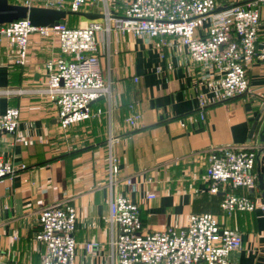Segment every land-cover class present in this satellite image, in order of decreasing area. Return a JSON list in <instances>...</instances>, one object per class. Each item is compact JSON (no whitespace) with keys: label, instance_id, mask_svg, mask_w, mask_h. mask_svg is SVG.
I'll list each match as a JSON object with an SVG mask.
<instances>
[{"label":"crops","instance_id":"1","mask_svg":"<svg viewBox=\"0 0 264 264\" xmlns=\"http://www.w3.org/2000/svg\"><path fill=\"white\" fill-rule=\"evenodd\" d=\"M129 1L90 0L93 5L84 10L101 13L106 2L113 15H121ZM248 1L217 0L218 10ZM257 7V57L248 67L247 93L222 99L220 71L194 62L173 36L163 42L117 30L99 31V52L111 69L112 97L95 100L91 117L66 130L59 124L55 103L34 90L44 88V62L60 54L58 42L32 34L29 61L20 65L15 63L18 47L0 39V89L10 90L0 94V113L9 106L21 111L16 136L0 133V157L18 168L0 180V260L42 264L45 245L35 239L39 209L68 202L78 214L75 264H113L110 240L115 229L112 232L107 221L112 151L119 160L121 180L131 176L138 183L135 192L123 183L118 188L140 205L146 231L180 227L191 214L212 213L222 226L241 234L242 246L230 253L229 264H264L259 185L253 191L237 190L257 201L254 211L227 215L221 208L223 191L212 193L206 178L212 148L264 143V2ZM90 21L86 18L82 26ZM19 88L32 90L15 92ZM132 114L140 115L135 125L127 121ZM150 193L155 197L149 198ZM89 241L98 242V247L88 251Z\"/></svg>","mask_w":264,"mask_h":264},{"label":"built area","instance_id":"2","mask_svg":"<svg viewBox=\"0 0 264 264\" xmlns=\"http://www.w3.org/2000/svg\"><path fill=\"white\" fill-rule=\"evenodd\" d=\"M89 0H21L27 6H44L71 11L84 10ZM264 0L232 4L218 10L217 0H130L121 15H113L105 2L101 19L85 26L70 27L66 22L50 26L33 25L23 18L0 24V39H9L18 47L16 64L28 63V45L32 34L56 40L60 54L44 62L46 83L34 89L57 106L58 121L66 130L91 117L90 103L103 96L112 97L109 60L99 52V31L122 33L147 38L173 36L187 47L191 59L204 67L220 71V95L226 100L249 91L248 67L257 57L260 12ZM92 6L93 4L89 3ZM85 11V10H84ZM19 88L17 93L29 92ZM10 90H2L7 93ZM264 109V108H263ZM21 111L9 106L0 113V133L16 136ZM139 114L127 117L135 125ZM113 138H110L112 141ZM264 156V143L220 146L209 152L206 178L210 191H223L221 208L227 215L237 211H254L258 203L239 188L258 186V156ZM25 168V165H22ZM119 160L108 155L109 213L107 221L115 232L110 240L113 264H229L230 253L242 246L241 234L222 226L212 213L191 214L183 226L168 225L146 231L142 209L130 195L119 190L123 183L130 192L138 189L131 176L120 178ZM18 171L12 162L0 157V180ZM154 198L155 194H148ZM77 210L68 202L44 204L38 212L35 239L43 242L42 264H75ZM96 241L85 244L88 251L98 247ZM0 264H19L0 260Z\"/></svg>","mask_w":264,"mask_h":264},{"label":"water","instance_id":"3","mask_svg":"<svg viewBox=\"0 0 264 264\" xmlns=\"http://www.w3.org/2000/svg\"><path fill=\"white\" fill-rule=\"evenodd\" d=\"M69 14H77L90 20L101 19L104 16L102 13L91 11H71L44 6L29 7L21 3L10 2V0H0V24L10 23L18 19L27 18L33 25L50 26L66 22L67 16ZM100 98H103V96L99 97L98 99ZM94 101H92L90 105H92ZM258 119L259 117L253 124V130L250 136L253 135L254 129L258 123ZM261 141L264 142V126L261 132ZM258 166V185L263 195L261 198V203L264 206V156L260 157V152L258 156ZM250 190L253 191V188Z\"/></svg>","mask_w":264,"mask_h":264},{"label":"rangeland","instance_id":"4","mask_svg":"<svg viewBox=\"0 0 264 264\" xmlns=\"http://www.w3.org/2000/svg\"><path fill=\"white\" fill-rule=\"evenodd\" d=\"M13 3H19L21 0H10ZM90 3V0L88 1V4ZM86 5L85 8H87L89 5ZM69 26H82L86 23V18L85 17H78V16H71L69 17Z\"/></svg>","mask_w":264,"mask_h":264},{"label":"trees","instance_id":"5","mask_svg":"<svg viewBox=\"0 0 264 264\" xmlns=\"http://www.w3.org/2000/svg\"><path fill=\"white\" fill-rule=\"evenodd\" d=\"M11 2V1H10ZM19 3H21V2H19ZM71 16H78V17H81L80 15H77V14H69L68 16H67V19H66V23L69 25V17H71ZM70 27H73V26H70ZM75 27H78V26H75ZM231 99H233V98H229V99H226V100H231ZM259 117V116H258Z\"/></svg>","mask_w":264,"mask_h":264}]
</instances>
